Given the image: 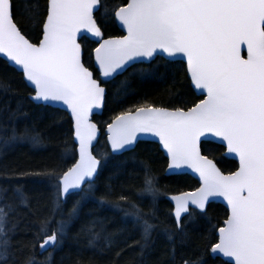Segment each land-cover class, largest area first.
Wrapping results in <instances>:
<instances>
[{
  "label": "snow or ice",
  "instance_id": "1",
  "mask_svg": "<svg viewBox=\"0 0 264 264\" xmlns=\"http://www.w3.org/2000/svg\"><path fill=\"white\" fill-rule=\"evenodd\" d=\"M23 15L36 42L17 23L19 0H0V152L51 143L37 125L45 116L53 117L50 126L60 124L63 110L71 143L63 141L60 159L74 162L66 170L19 173L5 165V176L41 177L52 191L46 213L33 219L36 206L22 185L0 187V264H56L54 253L81 238L94 256L107 257L105 264H121L128 249L125 264H264V0H27ZM108 23L125 34L106 36ZM86 44L94 45L95 72L84 60ZM125 73L171 77L168 93L181 106L145 98L119 111L105 122L101 146L93 117L109 100L106 86H114V104L130 95ZM17 75L26 95L13 87ZM184 87L197 91L198 102L184 99L178 91ZM148 143L163 150L169 176L190 170L199 186L163 192L151 164L137 155ZM219 150L238 160L235 171L218 167ZM161 196L172 205L163 218ZM217 198L226 202L223 226L208 215ZM105 206L122 213L112 229L94 215ZM193 235L205 242L185 257ZM157 241L163 251L151 261Z\"/></svg>",
  "mask_w": 264,
  "mask_h": 264
},
{
  "label": "trees",
  "instance_id": "2",
  "mask_svg": "<svg viewBox=\"0 0 264 264\" xmlns=\"http://www.w3.org/2000/svg\"><path fill=\"white\" fill-rule=\"evenodd\" d=\"M27 2V0H19L21 5V18H18L17 23L21 28L24 29L27 37L31 39L33 42L38 40L37 31L31 26L27 25L26 16L23 15V5ZM115 3H120L121 0H113ZM43 3V0H41ZM103 30L106 36H119L121 35V31L116 27L114 23H108L103 26ZM90 46V50L94 45L88 44ZM87 51V50H86ZM84 52V60L87 64L91 57H88L89 53ZM91 56V55H90ZM3 63V60L0 59V64ZM93 71H95L92 66L90 67ZM3 71H0V75H4ZM127 77L129 79L131 89L130 95L119 105L114 104L111 100L112 92L114 86L109 85L107 87V91L109 94V100L106 103L105 108L103 109L101 115L95 116L94 122H96L101 128L100 134V145L103 146L105 142V135L103 133L105 122L110 120L112 115L117 114L119 111L126 110L128 108L134 107L138 103H142L145 98L154 99L158 106L165 107H173V106H181L179 103H176L174 100V96L169 95L168 89L171 88L172 79L171 77L167 81L160 80H140L138 77L130 76L129 73H125L124 79ZM177 77L179 79H183V72L177 73ZM20 77L17 75L13 81V87L19 88L22 94L26 95V90L20 87L19 85ZM178 91L183 95L184 99L190 104L191 102L198 100L201 98L196 94H193V90L189 91L187 87L180 88ZM0 107H3V99L0 98ZM11 107L14 109V102L11 104ZM57 119L61 120L60 124L50 126L53 117L45 116L43 121L38 123V130L46 135L52 137L51 143H45L44 146L41 147H32L29 143H22L13 145L11 148L0 152V187H9L10 185H22L23 189L27 194L32 197V203L36 206V215L33 219H38L41 214L46 213L47 207L46 205L49 203L51 188L46 179L36 176H20L15 175L11 177H7L4 175V167L5 165L8 169H15L17 173L21 171H39L45 168H59L62 170H66L67 167L74 162V159L71 157L66 158V160H61L60 156L63 152V141L67 139L69 143H71V136L66 135L69 132V125L66 123L68 119V115L64 111H60L57 114ZM147 149V150H146ZM224 150H219L214 152L215 160L218 164V167L221 168L225 173L234 171L236 169V163L233 160L226 159L222 156ZM137 155L147 160L151 166L153 171L158 177V183L163 192H166L168 195L170 194H178L181 191H191L197 187V181L191 178L188 175L181 176H164V169L166 166V159L162 156L161 152L158 150L156 144L148 143L141 144V146L137 149ZM140 180L137 178L135 183H139ZM133 198L134 192L129 190L125 193ZM114 195H119V188L116 189ZM37 201L39 202L37 205ZM73 200H69L65 205V213L71 209ZM146 208V204L142 205ZM171 205L164 199V196L160 197L159 200V209L161 218L164 217L165 213L169 210ZM92 210V206L88 205L87 207H83V215H87ZM227 211L226 209L217 203H212V206L208 209V215L212 219V223L217 226H221L223 220L226 218ZM94 215L105 221L107 227L112 229L116 227V222L122 216V213L117 212L115 209L105 206L103 209H100L94 213ZM80 221H74V226L71 229L73 233H75L80 227ZM204 235L207 237V233ZM205 241H201L198 235H193L191 244L183 249V254L185 257L191 255L198 244H202ZM86 241L81 238L80 244L75 243H65L61 249H59L56 253H54V261L56 264H60L61 258L64 257V264H74V261L77 259H81L83 264H88L89 258H94L96 264H105L107 257L100 256L95 253V249H90L85 247ZM83 252L82 257H78V252ZM163 251V242L157 241L156 251L152 254L150 260L155 261L159 258L161 252ZM178 256L180 255V251L178 250ZM132 256V249H128L121 257V264H125V262L130 259ZM43 258V257H40Z\"/></svg>",
  "mask_w": 264,
  "mask_h": 264
},
{
  "label": "water",
  "instance_id": "3",
  "mask_svg": "<svg viewBox=\"0 0 264 264\" xmlns=\"http://www.w3.org/2000/svg\"><path fill=\"white\" fill-rule=\"evenodd\" d=\"M116 26H117V28L121 31V33L122 34H125V33H123V31H122V29L119 27V25L118 24H116ZM121 34V35H122ZM0 59L1 60H4V58L3 57H0ZM92 63H93V68H94V56L92 55ZM95 69V68H94ZM96 71V70H95ZM193 90V92L194 93H196V95L197 96H199V94L197 93V91L196 90H194V89H192ZM63 111V110H62ZM103 111V110H102ZM66 113V112H65ZM102 113V112H101ZM101 113H99V114H96L95 116H99V115H101ZM68 116H69V114L68 113H66ZM104 132V131H103ZM105 135V134H104ZM105 140H106V136H105ZM157 145V144H156ZM158 146V145H157ZM158 150L161 152V154L163 155V157L165 158V154H164V152H163V150L158 146ZM223 157L224 158H226V159H229V160H233L235 163H236V168L238 167V160H234L232 157H230V156H227V154H226V150H224L223 151ZM236 170V169H235ZM234 170V171H235ZM227 174V173H226ZM186 175H188V176H190L191 178H193L195 181H197V183H198V185H197V187L199 186V180H198V177L194 174V173H191L190 172V170H188L187 171V174ZM164 176H169L168 174H167V165H166V167H165V171H164ZM173 176V175H172ZM196 187V188H197ZM195 188V189H196ZM195 189H193V190H191V191H194ZM171 195H174V194H171ZM168 196H170V195H168ZM168 196H165L164 197V199L171 205V202H170V200L168 199ZM212 203H217V204H220V205H222L225 209H226V211H227V208H226V202L225 201H223V199L222 198H217L214 202H212ZM172 206V205H171ZM221 226H223V222H222V225Z\"/></svg>",
  "mask_w": 264,
  "mask_h": 264
},
{
  "label": "flooded vegetation",
  "instance_id": "4",
  "mask_svg": "<svg viewBox=\"0 0 264 264\" xmlns=\"http://www.w3.org/2000/svg\"><path fill=\"white\" fill-rule=\"evenodd\" d=\"M87 50V51H86ZM87 52V53H89V55H88V57H91V60L86 64V66H88L89 68L93 65L92 64V56H90L91 55V50H90V46L88 45V44H86V45H84V52ZM92 68H93V66H92ZM91 69V68H90ZM95 72V71H94Z\"/></svg>",
  "mask_w": 264,
  "mask_h": 264
},
{
  "label": "rangeland",
  "instance_id": "5",
  "mask_svg": "<svg viewBox=\"0 0 264 264\" xmlns=\"http://www.w3.org/2000/svg\"><path fill=\"white\" fill-rule=\"evenodd\" d=\"M141 80V79H140ZM150 81H154V80H150Z\"/></svg>",
  "mask_w": 264,
  "mask_h": 264
}]
</instances>
